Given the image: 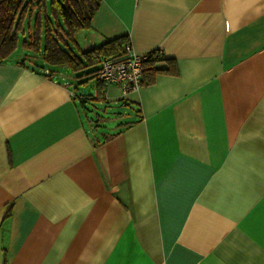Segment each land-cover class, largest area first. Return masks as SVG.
Returning <instances> with one entry per match:
<instances>
[{
  "label": "crops",
  "instance_id": "1",
  "mask_svg": "<svg viewBox=\"0 0 264 264\" xmlns=\"http://www.w3.org/2000/svg\"><path fill=\"white\" fill-rule=\"evenodd\" d=\"M32 21L0 61V264H264V0H101L74 51L160 52L128 94L25 49Z\"/></svg>",
  "mask_w": 264,
  "mask_h": 264
},
{
  "label": "trees",
  "instance_id": "2",
  "mask_svg": "<svg viewBox=\"0 0 264 264\" xmlns=\"http://www.w3.org/2000/svg\"><path fill=\"white\" fill-rule=\"evenodd\" d=\"M101 0H0V61L17 47L18 32L26 15L33 16L32 35L22 41L25 49L40 51L41 59L49 65H67L73 71L94 66L100 58L121 53L127 36L108 39L100 45L76 52L74 33L89 27ZM160 58H149L143 73H154L151 63ZM171 74L177 69L173 60L162 68ZM96 68L88 73H94ZM152 79V78H151ZM150 79V80H151ZM149 80V79H148Z\"/></svg>",
  "mask_w": 264,
  "mask_h": 264
},
{
  "label": "built area",
  "instance_id": "3",
  "mask_svg": "<svg viewBox=\"0 0 264 264\" xmlns=\"http://www.w3.org/2000/svg\"><path fill=\"white\" fill-rule=\"evenodd\" d=\"M159 56L160 52L156 50L135 52L128 41L122 45L120 54L102 57L98 61L94 76L102 84H116L123 94H128L140 88L145 61Z\"/></svg>",
  "mask_w": 264,
  "mask_h": 264
},
{
  "label": "rangeland",
  "instance_id": "4",
  "mask_svg": "<svg viewBox=\"0 0 264 264\" xmlns=\"http://www.w3.org/2000/svg\"><path fill=\"white\" fill-rule=\"evenodd\" d=\"M25 33H27V28H25ZM19 38H20V40L19 41H21V39H22V34L21 33H19ZM88 71V70H87ZM79 73L81 74V71L79 70ZM87 74H90V73H87ZM87 89H88V87H87Z\"/></svg>",
  "mask_w": 264,
  "mask_h": 264
}]
</instances>
